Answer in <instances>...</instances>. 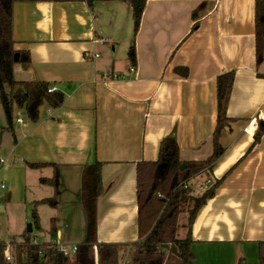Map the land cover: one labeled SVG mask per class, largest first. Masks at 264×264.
Wrapping results in <instances>:
<instances>
[{
  "label": "crops",
  "instance_id": "1",
  "mask_svg": "<svg viewBox=\"0 0 264 264\" xmlns=\"http://www.w3.org/2000/svg\"><path fill=\"white\" fill-rule=\"evenodd\" d=\"M12 19L14 47L30 56L15 64V80L45 81L65 96L57 108L45 101L36 122L16 106L12 128L0 101V200L26 204L31 182L45 186L43 179L59 173L54 225L46 226L39 212L35 226L44 236L30 234L32 240L87 241L83 171L99 161L105 192L97 204L98 243L138 241V163L158 160L172 135L181 161L208 159L218 123L217 78L234 71L228 124L218 137L222 153L208 174L203 169L189 179L202 193L206 179L219 182L191 228L192 264H260L264 132L255 138L264 125V53L258 62L256 0H146L137 32L129 0L93 7L86 0L17 1ZM47 195L34 192L30 201ZM26 232L6 243L24 242Z\"/></svg>",
  "mask_w": 264,
  "mask_h": 264
},
{
  "label": "trees",
  "instance_id": "2",
  "mask_svg": "<svg viewBox=\"0 0 264 264\" xmlns=\"http://www.w3.org/2000/svg\"><path fill=\"white\" fill-rule=\"evenodd\" d=\"M17 1H64V0H0V101L4 110L8 128L13 127L14 109L25 110L27 117L36 122L39 119L40 106L46 101L54 108L64 103L65 96L56 90L49 92L48 82H19L14 78L16 63L30 60L29 53L16 50L13 39L12 9ZM93 7L97 2L108 0H86ZM133 7L135 32L138 31L146 0H129ZM197 11L193 13L195 16ZM257 56L261 61L264 53V0H256ZM199 26L196 21L192 27ZM134 58L135 48H130ZM184 75L187 68H181ZM235 73L230 71L217 78L218 123L214 133V152L203 162H184L179 156V146L175 135L162 141L160 157L156 161H141L137 165V200H138V236L139 240L130 244L98 243L97 240V204L105 189L102 183V163L97 161L84 167L82 187L83 203L88 213V239L78 245L72 257H65L52 243L32 244L30 232L24 235V245L16 250V264H121L124 250H127L126 264H165L176 255L179 264H192L194 253L191 249L193 239L191 228L200 208L214 195L219 182L215 181L200 196H193L191 187L181 183L194 174L208 169L220 157L222 150L218 137L228 124L227 107L230 99ZM264 132V125L256 133L257 143ZM186 168L182 171L181 166ZM33 168L45 163H29ZM56 166V165H54ZM209 176V175H208ZM186 181V180H185ZM55 188V195L35 203L57 204L59 194V173L56 169L51 179H43ZM183 213H188L186 232L179 236V220ZM36 226L39 216H35ZM5 246L0 243V264H11L6 260ZM71 258V259H70ZM260 264H264V242L260 243Z\"/></svg>",
  "mask_w": 264,
  "mask_h": 264
},
{
  "label": "rangeland",
  "instance_id": "3",
  "mask_svg": "<svg viewBox=\"0 0 264 264\" xmlns=\"http://www.w3.org/2000/svg\"><path fill=\"white\" fill-rule=\"evenodd\" d=\"M189 179L190 177L185 180H189ZM190 180L193 181V179H190ZM41 185L42 186L36 187L33 182L29 184L28 189H27L28 202L26 204H24L23 202H19V204L8 207L9 204L6 203L7 198L0 200V240L4 241L3 243H6V241H8L9 239L13 237H15L17 240L21 239L22 238L21 233H24L27 230L29 224H33L35 222V216L37 215L39 216V212L40 214H42V220L46 226L54 225L53 219L49 218L53 212V206L50 204H46V205H41L38 207V206H35L36 201L34 202L30 201V199L32 198L31 195L34 192H38L39 196H45L46 194H48L47 198H49L50 196L53 197V193H54L53 189L50 186H48V184L43 186V183H41ZM190 192L193 196H200L202 193V191L196 187L194 189L192 188ZM4 205L8 209L5 211H2L1 206H4ZM187 222H188V213H183L179 220V225H180L179 236L180 237H183L185 235L186 227H184V225H186ZM31 235H33V237L37 236L40 240H42L44 233L41 234L34 224ZM122 259L123 260L121 261V264H126L127 259H128L127 250H124ZM170 262L172 264H179V260L175 254L171 255Z\"/></svg>",
  "mask_w": 264,
  "mask_h": 264
},
{
  "label": "built area",
  "instance_id": "4",
  "mask_svg": "<svg viewBox=\"0 0 264 264\" xmlns=\"http://www.w3.org/2000/svg\"><path fill=\"white\" fill-rule=\"evenodd\" d=\"M131 71H133V72L136 71V68L134 66L131 67ZM56 90H57L56 86H51L49 88V92H53ZM1 162H3V160H1ZM212 183H213V181L211 179H206L205 184L202 185V188L204 190H206L212 185ZM181 185H183L185 188L191 187L190 186L191 185L190 180L183 181L181 183ZM2 187H5V185H2ZM2 244L5 246L6 260L10 261V262H15L16 261V250L18 247L24 245V242L18 243L15 241H11V242H8L5 244L2 243ZM32 244L38 245L39 243L36 239H33ZM57 249H58V251L62 252L65 257H72L76 253L78 246L77 245H73V246L60 245V246H57Z\"/></svg>",
  "mask_w": 264,
  "mask_h": 264
},
{
  "label": "water",
  "instance_id": "5",
  "mask_svg": "<svg viewBox=\"0 0 264 264\" xmlns=\"http://www.w3.org/2000/svg\"><path fill=\"white\" fill-rule=\"evenodd\" d=\"M262 124H263V123H262ZM185 168H186V165L183 164V165L181 166V170L183 171ZM32 230H33V226H32V224H29V225H28V228H27V231H28V232H32Z\"/></svg>",
  "mask_w": 264,
  "mask_h": 264
}]
</instances>
